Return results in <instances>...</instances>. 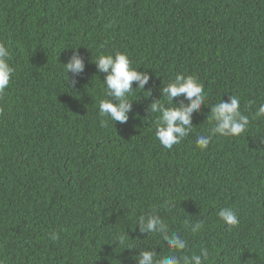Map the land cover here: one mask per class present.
<instances>
[{
  "label": "trees",
  "instance_id": "16d2710c",
  "mask_svg": "<svg viewBox=\"0 0 264 264\" xmlns=\"http://www.w3.org/2000/svg\"><path fill=\"white\" fill-rule=\"evenodd\" d=\"M0 42L15 68L0 94V264H135L138 248L170 255L136 225L152 209L187 239V254L209 250L204 264H264V117L254 118L264 103V0H0ZM77 47L85 69L73 85L62 64ZM116 51L150 80L129 94L126 123L102 126L106 74L93 61ZM177 74L195 76L206 99L193 131L168 150L148 108ZM232 94L247 130L201 150L209 107ZM224 207L238 226L218 219ZM186 221L204 226L192 234Z\"/></svg>",
  "mask_w": 264,
  "mask_h": 264
},
{
  "label": "clouds",
  "instance_id": "9594fccd",
  "mask_svg": "<svg viewBox=\"0 0 264 264\" xmlns=\"http://www.w3.org/2000/svg\"><path fill=\"white\" fill-rule=\"evenodd\" d=\"M72 49V54L68 57L66 63L62 64L67 73H71L73 79L68 83L75 84V77L84 72L85 61L78 52L77 48ZM10 52L4 43L0 42V94H3L9 87L15 68L10 64ZM99 72L105 73L103 85L107 99L99 101V114L107 117L102 121V126H107L108 121L126 123L129 120V113L132 110V101L129 100V94L133 91L140 93L149 83L150 75L147 71H138L134 68L126 53L116 51L114 54H98L93 61ZM133 82L136 88L133 89ZM162 97L153 101L148 108L150 115L157 113L155 135L160 144L171 150L174 145L180 144L184 138L188 137L193 131V115L201 111L202 105H205L206 95L203 85L197 81L195 76H184L177 74L174 79L160 89ZM151 95V92H147ZM183 96V101L177 106L174 104V98ZM210 114L206 121L212 123V127L207 135H198L195 144L201 150H204L210 144L213 136L238 137L242 135L250 124L249 116L244 115L240 110V98L237 95H231L227 100H220L209 107ZM264 117V103H261L254 113V118ZM163 207L171 210L175 204L171 201H165ZM218 219L229 229L239 225L238 213L232 207L221 208L217 213ZM189 225L192 234L199 233L203 228V222ZM136 225L139 226L141 233L157 234L162 237L164 243L170 251V255L159 256L154 250L138 248V254L132 259L135 264H204L209 259L210 252L206 247H201L199 253L187 254L188 241L177 232L170 231L168 225L158 214L156 209H152L138 217ZM52 241L59 239L55 232L49 233ZM125 236L118 238V243L123 245ZM125 248H137L132 245H126Z\"/></svg>",
  "mask_w": 264,
  "mask_h": 264
}]
</instances>
